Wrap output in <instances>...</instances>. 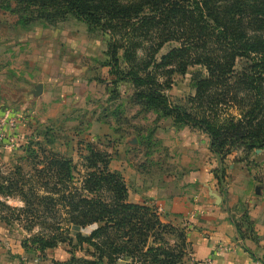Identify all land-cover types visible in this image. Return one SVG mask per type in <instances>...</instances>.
Masks as SVG:
<instances>
[{
	"label": "trees",
	"instance_id": "trees-1",
	"mask_svg": "<svg viewBox=\"0 0 264 264\" xmlns=\"http://www.w3.org/2000/svg\"><path fill=\"white\" fill-rule=\"evenodd\" d=\"M8 1L21 5L14 13L24 28L36 23L55 26L72 16L109 37L102 67L109 68L111 101L127 95L122 87H128L130 102L142 110L172 119L177 129L206 134L220 163L238 151L264 150V0ZM167 43L179 47L158 61ZM169 63L175 69L161 73ZM196 67L191 80L195 94L186 105L173 104L168 96L171 77ZM161 76L169 80L161 81ZM34 146L42 155L31 171L23 174L17 168V177L6 186L0 183V194L6 190L8 196L21 198L24 207L17 212L28 217L24 229L29 234L40 229L23 242L26 253L45 257L47 250L67 242L76 249L93 247L94 260L72 255L67 262L52 264L180 262L189 247L186 228L163 222L154 206L129 203L127 185L120 173L110 170L112 156L106 149L87 143L78 164L40 142L29 144L27 151ZM212 172L220 183L224 171ZM236 226L242 238L251 234L247 216ZM175 233L182 247L177 254L176 246L165 241Z\"/></svg>",
	"mask_w": 264,
	"mask_h": 264
},
{
	"label": "rangeland",
	"instance_id": "rangeland-1",
	"mask_svg": "<svg viewBox=\"0 0 264 264\" xmlns=\"http://www.w3.org/2000/svg\"><path fill=\"white\" fill-rule=\"evenodd\" d=\"M21 8L16 2L0 0V183L6 186V181L17 177V168H21L23 174H26L31 171L34 163L39 162L42 154L37 147H32L36 151L33 155V150L27 151L32 142L43 143L47 149L72 158L78 164L82 163L81 157L86 155L87 143L94 142L102 149H108L117 141L115 134H127L130 130L147 139L139 142L131 152L134 166L137 165L139 156L147 153L148 147L158 148L159 143L154 134L161 118L157 113L145 112L140 106L131 103L126 95L118 101H111L103 95L106 93L103 87L94 86L92 75L102 67V60L107 57L109 37L100 31L89 30L84 23L72 16L55 26L36 23L30 29L24 28L18 24L20 18L14 13L21 11ZM54 35H57V47L53 44ZM33 38L34 42L30 43L28 40ZM38 39L40 44L36 42ZM44 42L47 43L45 47ZM39 47L44 48L43 51L35 53ZM176 47H179L177 43H167L157 55V60L160 61L162 56ZM144 53L142 50L138 54L142 56ZM44 58L46 61L43 64ZM36 61V68L33 69ZM44 66L50 69L48 73L38 69H43ZM172 69H175V65L169 63L160 72L166 73ZM198 70V67L190 68L184 76L175 73L171 77L172 90L168 92V96L173 104L186 105L187 98L195 94L191 80L192 74ZM51 75L57 76L59 93L50 91L52 84H49L54 82ZM168 80L169 77L161 76V81ZM39 86L42 87L41 94L37 92ZM122 88L123 91L131 92L126 86ZM44 89L50 92L45 97ZM64 91L68 92L63 94ZM10 120H14V124ZM12 135L16 137L13 148L9 144V137ZM158 151L161 159L167 157L165 150ZM230 156L234 158H227L223 163L217 159L218 164L213 167L224 171V174H220L224 177L220 179V183L216 179L218 187H227L229 184L227 179L231 164H244L243 170H248L255 182L253 186L257 184L256 187H261L258 183L264 181V150L250 153L238 151ZM6 193L5 190L0 194V222L16 241H22L23 248V242L32 238V235H37L40 229L35 228L31 234L24 229L28 217L17 212L24 204L18 196H8ZM104 198L109 199V194L104 195ZM18 216L20 220H16ZM172 225L186 228L178 224ZM91 230L92 228L86 229L84 234H89ZM75 235L72 231L71 236L74 238ZM176 236V233L174 236L167 235L165 241L170 247L176 246L177 254L182 247ZM151 241L153 240L150 243ZM23 250V264H52L53 261L64 263L72 255L94 260L92 256L96 255L93 247L84 245L76 249L68 246L67 242L56 249L47 250L45 257L39 252L28 250L29 253H26L25 248ZM189 253V247H185V255H182L178 264H189ZM103 264H109L107 259ZM116 264L128 263L120 260Z\"/></svg>",
	"mask_w": 264,
	"mask_h": 264
},
{
	"label": "crops",
	"instance_id": "crops-1",
	"mask_svg": "<svg viewBox=\"0 0 264 264\" xmlns=\"http://www.w3.org/2000/svg\"><path fill=\"white\" fill-rule=\"evenodd\" d=\"M54 37L53 44L57 47V35ZM28 41L34 42V38ZM36 42L39 43L40 39ZM43 44L45 47L47 43ZM43 49L37 48L35 53L39 54ZM107 59L105 57L102 62ZM38 69L45 73L50 70L45 66ZM92 76L94 86L103 87L106 90L103 95L110 98L109 68L100 67ZM50 77L54 81L49 84H52L50 91H60L57 76ZM44 92V97L50 93L46 89ZM65 92L68 91L62 93ZM129 94L132 93L128 92L126 96ZM157 127L154 136L159 147H148L147 153L139 156L136 166L131 160V152L139 142L147 139L134 130L115 134L116 143L106 149L111 155L115 153L111 157L110 170L123 177L129 203L162 207L163 222L186 227L189 264H252L256 259L264 261V181L258 183L261 187L253 186L255 182L248 170H243L244 164H231L229 184L218 187L212 173L218 160L210 151V140L206 134L187 127L177 129L170 118H161ZM160 149L165 150L167 157L161 159ZM232 158L234 156L228 157ZM245 216L251 223V234L247 232L242 238L236 225ZM243 228L246 230L245 225ZM21 242L16 241L0 222V264H23L25 257Z\"/></svg>",
	"mask_w": 264,
	"mask_h": 264
},
{
	"label": "built area",
	"instance_id": "built-area-1",
	"mask_svg": "<svg viewBox=\"0 0 264 264\" xmlns=\"http://www.w3.org/2000/svg\"><path fill=\"white\" fill-rule=\"evenodd\" d=\"M10 122L12 124H14L15 121L14 120H10ZM9 144L11 145L12 148L15 146L16 137H14V135L9 137ZM155 208H156V210L158 212V215H160V217L163 216V212H164L163 208L162 207H155ZM252 264H264V261L261 260V259H256V260L253 261Z\"/></svg>",
	"mask_w": 264,
	"mask_h": 264
},
{
	"label": "water",
	"instance_id": "water-1",
	"mask_svg": "<svg viewBox=\"0 0 264 264\" xmlns=\"http://www.w3.org/2000/svg\"><path fill=\"white\" fill-rule=\"evenodd\" d=\"M37 92H38V94H41V93H42V87H41V86H39V87L37 88Z\"/></svg>",
	"mask_w": 264,
	"mask_h": 264
}]
</instances>
